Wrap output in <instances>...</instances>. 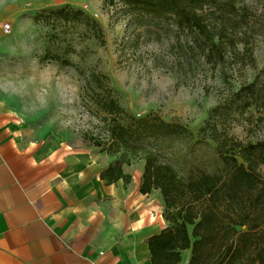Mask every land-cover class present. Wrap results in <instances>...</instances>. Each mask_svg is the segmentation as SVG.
Segmentation results:
<instances>
[{
  "label": "rangeland",
  "instance_id": "obj_1",
  "mask_svg": "<svg viewBox=\"0 0 264 264\" xmlns=\"http://www.w3.org/2000/svg\"><path fill=\"white\" fill-rule=\"evenodd\" d=\"M236 4L249 15L246 34L238 42L240 52L212 68L187 61L178 36L164 28L138 27L134 32L121 0L2 3L18 22H12L14 51L0 54V103L20 114L32 138L76 147H106L115 120L129 124L134 118L160 117L190 133L148 138V149L160 152L184 177L196 167L213 170L216 143L201 127L242 85L264 78V0ZM66 5L99 22L103 36L95 37L84 20H36L42 11ZM107 96L126 111L104 112ZM218 126L243 142L264 139V116L254 106L221 117ZM129 154L134 159L146 156L141 149ZM260 171L264 182V166ZM190 254L186 251L180 264Z\"/></svg>",
  "mask_w": 264,
  "mask_h": 264
},
{
  "label": "trees",
  "instance_id": "obj_2",
  "mask_svg": "<svg viewBox=\"0 0 264 264\" xmlns=\"http://www.w3.org/2000/svg\"><path fill=\"white\" fill-rule=\"evenodd\" d=\"M121 1L130 16L129 25L136 26L134 32L144 27L176 34L187 61L195 59L203 67L217 68L227 61L228 54L234 58L240 52L238 42L240 35L246 34L249 15L237 6V0ZM51 17L66 22L84 20L95 37L103 36L99 22L82 9L71 5L53 8L39 13L36 20ZM102 105L107 114L126 111L111 96ZM252 106L264 116V78L242 85L228 102L211 111L200 131L212 135L217 165L213 170L192 168L186 177L145 143L152 137L188 135L187 127L160 117L111 123L110 141L102 148L109 154L123 150L124 158L110 165L107 175L112 172L115 179L125 177L121 168L125 156L144 150L141 191L158 189L163 197L167 227L148 241L152 264H179L188 249V264H264V182L260 171L264 139L243 142L218 126L221 117L244 113Z\"/></svg>",
  "mask_w": 264,
  "mask_h": 264
},
{
  "label": "crops",
  "instance_id": "obj_3",
  "mask_svg": "<svg viewBox=\"0 0 264 264\" xmlns=\"http://www.w3.org/2000/svg\"><path fill=\"white\" fill-rule=\"evenodd\" d=\"M10 1L0 0V24L16 26ZM14 49L0 29V54ZM122 155L32 138L0 103V264H152L148 241L167 227L163 197L141 191L144 159L125 156L126 176L107 175Z\"/></svg>",
  "mask_w": 264,
  "mask_h": 264
},
{
  "label": "built area",
  "instance_id": "obj_4",
  "mask_svg": "<svg viewBox=\"0 0 264 264\" xmlns=\"http://www.w3.org/2000/svg\"><path fill=\"white\" fill-rule=\"evenodd\" d=\"M0 29L4 32V34H11L13 26L10 22H4L0 24Z\"/></svg>",
  "mask_w": 264,
  "mask_h": 264
}]
</instances>
